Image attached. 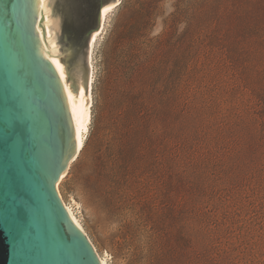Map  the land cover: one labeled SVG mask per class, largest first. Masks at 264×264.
<instances>
[{
    "label": "rangeland",
    "instance_id": "obj_1",
    "mask_svg": "<svg viewBox=\"0 0 264 264\" xmlns=\"http://www.w3.org/2000/svg\"><path fill=\"white\" fill-rule=\"evenodd\" d=\"M125 5L145 8L125 0L108 12L93 54L89 133L59 182L62 199L107 264H264V90L246 87L264 76V6L157 0L134 19ZM132 45L183 112L157 148L139 134L117 145L107 136L102 81Z\"/></svg>",
    "mask_w": 264,
    "mask_h": 264
},
{
    "label": "water",
    "instance_id": "obj_2",
    "mask_svg": "<svg viewBox=\"0 0 264 264\" xmlns=\"http://www.w3.org/2000/svg\"><path fill=\"white\" fill-rule=\"evenodd\" d=\"M115 3L0 0V264H101L56 185L77 158L68 99L87 110L93 37Z\"/></svg>",
    "mask_w": 264,
    "mask_h": 264
},
{
    "label": "trees",
    "instance_id": "obj_3",
    "mask_svg": "<svg viewBox=\"0 0 264 264\" xmlns=\"http://www.w3.org/2000/svg\"><path fill=\"white\" fill-rule=\"evenodd\" d=\"M127 1H134L135 4L137 3L139 6L145 7L139 11L134 7L125 5L129 9L130 18L134 19H139L141 15L146 17L145 13L149 12L157 2V0ZM252 3L264 6V0H231V4L234 7L247 6ZM139 22L135 23V25H139ZM129 34L133 36L134 32L131 31ZM117 57L107 68L108 77L107 80L102 81L103 85L101 87L103 102L106 103L108 120L110 121L109 132L107 134L110 138V145H117L120 136L130 133L139 134L141 137L151 141L154 144L153 148H157L155 140H157L158 136L170 130L174 125L175 119H179L180 122L183 121V112L179 107L180 100L177 91H166L163 90V87L156 86L149 56L143 54L142 50L134 47V45H132L130 50L123 53L120 52ZM244 81L248 83L246 80ZM258 82V84L251 82V85L259 86L246 87L254 90L259 87V90H264V76L259 78ZM256 96L261 97L258 94ZM261 99L264 100L263 97ZM249 105L246 104L244 110L252 108V103ZM236 107L240 108V105ZM236 107L233 108V117H239L241 114V112L237 111ZM165 113H168V116ZM175 113H178L176 118L171 119V115ZM249 116L246 115L242 119L247 121L248 119L252 121L257 120L255 117ZM186 167L187 169H193L192 164L189 162ZM191 175L195 176L196 174L191 172ZM190 223L194 222L191 220ZM191 229L194 230L195 228L191 226ZM201 234L202 245L210 253L214 238H210L209 231L205 225ZM190 241H193L192 236H190Z\"/></svg>",
    "mask_w": 264,
    "mask_h": 264
},
{
    "label": "bare ground",
    "instance_id": "obj_4",
    "mask_svg": "<svg viewBox=\"0 0 264 264\" xmlns=\"http://www.w3.org/2000/svg\"><path fill=\"white\" fill-rule=\"evenodd\" d=\"M119 2V1H118ZM117 2V3H118ZM117 3H115L114 5H116ZM113 5V6H114ZM112 6V7H113ZM110 7L108 9V11L104 12L103 15V19H102V24L100 27V30L94 35L93 37V41H92V46H91V50H90V54H89V63H90V77H89V87H88V97H89V104L87 107V110L85 112H80L76 109V107L74 106V104L72 103L71 99H68L69 101V106H70V111H71V115H72V119L74 122V126H75V132H76V144H77V156L79 155V153L81 152V150L84 147V143L85 140L87 138V135L89 133V124L91 123V119H92V115H91V105H90V95H91V87H92V82L94 79V71H93V54H94V50L96 48V45L98 43V36L104 31L105 29V25L107 22V18H108V12L110 11V9L112 8ZM71 165V164H70ZM66 174H63L61 176V179L58 181L57 183V191L59 193V197L62 201V203L64 204L65 209L67 210L68 214L70 215L72 221L80 228V230L85 233V235L87 236V238L89 239L87 233L85 232L82 224L80 223L79 219L77 218V216L75 215L72 207L70 205H68L67 203L64 202V200L62 199L60 192L58 190V185L59 182L62 180V178L65 176ZM90 241V239H89ZM91 242V241H90ZM92 244V243H91ZM93 245V244H92ZM94 251L97 254L100 263L101 264H107L106 259L97 252L95 246L93 245Z\"/></svg>",
    "mask_w": 264,
    "mask_h": 264
},
{
    "label": "snow or ice",
    "instance_id": "obj_5",
    "mask_svg": "<svg viewBox=\"0 0 264 264\" xmlns=\"http://www.w3.org/2000/svg\"><path fill=\"white\" fill-rule=\"evenodd\" d=\"M105 11H108V9H105Z\"/></svg>",
    "mask_w": 264,
    "mask_h": 264
}]
</instances>
